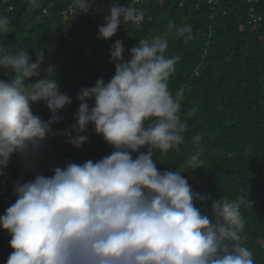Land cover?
Segmentation results:
<instances>
[{
  "label": "clouds",
  "instance_id": "clouds-1",
  "mask_svg": "<svg viewBox=\"0 0 264 264\" xmlns=\"http://www.w3.org/2000/svg\"><path fill=\"white\" fill-rule=\"evenodd\" d=\"M94 0H73L87 13ZM37 7V0H27ZM145 12L113 3L98 39L114 37L122 24L139 25ZM13 31L0 15V35ZM193 39L190 25L170 21L164 35L140 39L125 60L123 41L110 49L114 75L82 88L70 128L54 131L58 115L72 99L57 83L54 69H41L43 50L32 60L23 47L11 51L0 42V177L11 158L39 157L50 136H62L79 149L92 126L113 150L97 161L66 162L50 176L35 172L13 185L16 200L0 215V229L11 237L13 251L6 264H254L244 246L246 221L242 206L251 201L213 200L210 210L196 206L211 197L192 190L182 173L157 168L170 151H180L187 120L196 109L181 112L184 97L169 89L179 56L167 55L168 38ZM44 102L51 115H35L33 105ZM91 102V103H90ZM75 133V135H73ZM201 136L193 137L199 146ZM203 149L186 161L190 172L203 167ZM162 164V163H161Z\"/></svg>",
  "mask_w": 264,
  "mask_h": 264
},
{
  "label": "trees",
  "instance_id": "trees-1",
  "mask_svg": "<svg viewBox=\"0 0 264 264\" xmlns=\"http://www.w3.org/2000/svg\"><path fill=\"white\" fill-rule=\"evenodd\" d=\"M72 1L37 0L38 6L29 5L15 22L21 47L33 61L35 52L43 50L42 71L51 66L60 89L73 101L58 113L64 120L53 124V130L75 123L74 113L79 107L76 97L82 88L94 86L99 78L107 82L114 75V65L109 61L117 39L123 41L127 60L129 50L140 39L164 35L170 21L190 25L193 39L188 43L182 38H168L166 54L180 58L168 85L173 95L179 92L184 97L182 114L195 108L196 116H182L188 124L184 143L179 152L170 151L162 162L157 151V168L189 171L182 176L192 190L211 197L196 202L206 211L213 200L246 196L251 204L241 207L246 221L244 246L252 251L254 264H264V21L259 27L250 26L246 21L249 3L243 0H123V6L133 4L142 9L144 20L139 25L122 24L114 37L101 40L97 38L99 21L104 23L110 8L97 14L91 8L87 13L76 11L65 18L63 10ZM23 2L0 0V15H6L12 24ZM258 9L264 14V0ZM65 27L72 41L65 37ZM0 42L9 51L17 47L12 33L0 35ZM4 78L0 72V79ZM33 112L45 120L51 115L44 102L34 104ZM83 134L88 139L79 149L62 136H50L39 157L24 160L14 155L0 177V215L15 202L13 185L17 181H28L35 172L50 176L56 166L66 162L97 161L112 152L92 126ZM197 134L202 138L199 146L193 143ZM200 148L203 167L190 172L184 167L187 158ZM10 239L0 229V264H6L13 251Z\"/></svg>",
  "mask_w": 264,
  "mask_h": 264
},
{
  "label": "built area",
  "instance_id": "built-area-1",
  "mask_svg": "<svg viewBox=\"0 0 264 264\" xmlns=\"http://www.w3.org/2000/svg\"><path fill=\"white\" fill-rule=\"evenodd\" d=\"M7 1V0H4ZM138 1V0H136ZM216 0H209V2H215ZM249 3L248 11H247V17L246 21L247 23L252 26L253 28L259 27L262 22L264 21V14L259 11L258 5L261 0H243ZM119 3L122 4L123 0H94L92 4V12L94 14H97L99 11H101L105 7H111L113 3ZM12 7V6H11ZM10 7V8H11ZM44 12H46V9H44ZM76 12L73 1L70 4V6L63 10V15L65 18H68L70 15L74 14ZM103 24V21H99V26ZM65 37L72 41L73 36L72 34L67 30V28H64Z\"/></svg>",
  "mask_w": 264,
  "mask_h": 264
},
{
  "label": "water",
  "instance_id": "water-1",
  "mask_svg": "<svg viewBox=\"0 0 264 264\" xmlns=\"http://www.w3.org/2000/svg\"><path fill=\"white\" fill-rule=\"evenodd\" d=\"M29 6V4L27 3V0H24L23 4L21 5V7L19 8L17 14L15 15L13 21H12V28L13 31L11 32L13 35V40L14 43L16 44L17 47H21V43H20V39L15 31V22L18 18H20L22 16V14L25 12V10L27 9V7Z\"/></svg>",
  "mask_w": 264,
  "mask_h": 264
}]
</instances>
